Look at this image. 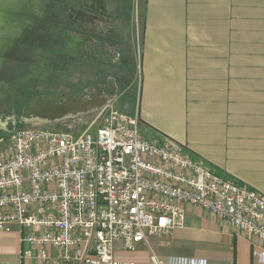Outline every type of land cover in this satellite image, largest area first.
<instances>
[{"label":"crops","instance_id":"obj_1","mask_svg":"<svg viewBox=\"0 0 264 264\" xmlns=\"http://www.w3.org/2000/svg\"><path fill=\"white\" fill-rule=\"evenodd\" d=\"M104 2L105 31L120 45V68L127 59L131 70L126 85L120 79L121 97L136 88L147 138L172 140L221 177L264 197V0H142L135 24L132 0H88ZM84 23L81 71L91 84L90 56L106 59L105 41L100 28ZM116 104L127 109L120 99ZM25 249L18 226L0 231V264H66L53 251L46 263L24 260ZM152 254L162 261L264 264L252 258L245 235L188 205L170 234L149 237L134 251L119 243L114 248L115 261L124 264H151Z\"/></svg>","mask_w":264,"mask_h":264},{"label":"built area","instance_id":"obj_2","mask_svg":"<svg viewBox=\"0 0 264 264\" xmlns=\"http://www.w3.org/2000/svg\"><path fill=\"white\" fill-rule=\"evenodd\" d=\"M115 104L108 101L78 135L31 128L9 136L0 159V231L19 227L22 258L46 263L53 251L66 264H124L114 259L116 243L134 251L170 234L188 205L245 235L252 258L264 263V197L170 139L143 137L138 106L129 115ZM150 263L207 264L154 254Z\"/></svg>","mask_w":264,"mask_h":264},{"label":"flooded vegetation","instance_id":"obj_3","mask_svg":"<svg viewBox=\"0 0 264 264\" xmlns=\"http://www.w3.org/2000/svg\"><path fill=\"white\" fill-rule=\"evenodd\" d=\"M20 1L22 5L18 11L6 12L4 18V25L16 31L14 36L18 41L11 47L5 46V54L0 55L2 65H13L9 72L12 80L0 81V104L5 110L9 108L14 113L17 100L26 99V104L33 97H39V100L51 97L58 101L97 99L102 102L125 99L126 96L121 97L119 81L122 79L126 85L131 70L127 69V59L121 65L124 68H120V45L113 40L112 30L110 33L105 31L110 23L105 2L92 6L88 0ZM34 7L37 9L33 10ZM87 12L94 15V20H101L98 32L105 41L103 52L106 57L99 59L89 55L94 68L91 84L84 80L81 71V40L82 33L85 34ZM35 29L42 37L24 40V34H31ZM45 37H49V40H45ZM25 54H28V58ZM24 66L29 67V71L23 70ZM38 68L40 71H37ZM120 72H124L122 77L119 76Z\"/></svg>","mask_w":264,"mask_h":264},{"label":"water","instance_id":"obj_4","mask_svg":"<svg viewBox=\"0 0 264 264\" xmlns=\"http://www.w3.org/2000/svg\"><path fill=\"white\" fill-rule=\"evenodd\" d=\"M19 1L20 0H0V55L5 54V46L8 48L13 46L14 42L18 43L16 37L14 36L16 34V31L11 27H7L6 25H4V18L6 17V12L10 11L14 13L18 11L20 6L22 5V2ZM36 9L37 8L35 7L33 8V10ZM85 20L86 22L94 23V26L91 24L92 31L96 30L97 27H101V20H94V15L92 13L87 12ZM39 37H42V34L40 35L36 29L33 30L31 34H24V40L30 39L32 41L33 38L38 39ZM48 38L49 37H45V40H49ZM37 51L41 53L40 50ZM25 56L26 58H28V54H25ZM38 59L39 57L37 58V60ZM35 66L38 67L37 64H35ZM11 67H13L12 63H6L2 65V62L0 60V81L5 82L12 80V78H10L11 75L9 74ZM22 69L25 71H29L30 68L24 66L22 67ZM37 71H40V68H38ZM57 100L58 99H56V101ZM107 103L108 102H102L97 99H92L88 101H82V99L77 101L68 99L63 103L57 104L52 102L51 97H43L41 98V100H39V97H33L27 102L26 107L23 109L22 118L25 121H33L38 123L55 122L63 120L66 117H74L86 114L90 109H92L91 111H97Z\"/></svg>","mask_w":264,"mask_h":264},{"label":"rangeland","instance_id":"obj_5","mask_svg":"<svg viewBox=\"0 0 264 264\" xmlns=\"http://www.w3.org/2000/svg\"><path fill=\"white\" fill-rule=\"evenodd\" d=\"M141 6H142V0H132V17L134 15V18H133L134 24L137 21V12L139 13ZM136 94H137V91H136V88L134 87L133 92L130 91L126 95L125 99L121 100V103H123L127 107V109L124 111L126 114H129L130 112L131 113L134 112L136 105H137ZM24 100L22 99V100L16 101L14 109H13L14 113H11L9 111V108L5 110L2 104H0V159L4 158L6 154L5 150H6L7 140L9 139V136L15 131L20 130V129L45 128L48 130L66 131L73 135H78L82 133L85 130V128H87L93 121H95L96 113L102 110L104 106L106 105V104L103 105V107L97 111H91L92 109H90L86 114H83V115L74 116V117H66L63 120H59L55 122L38 123V122H33V121H25L22 118L23 109L26 107V104H27V103L24 104ZM66 100L56 101V99L54 100L52 98V102L57 103V104L63 103ZM77 100H80V99H76L75 101ZM116 105L117 104H115V107L118 109ZM119 111L123 112L121 110ZM97 123H99V120L97 121ZM139 131L143 137L145 138L149 137L146 134V132L141 128V125L139 126Z\"/></svg>","mask_w":264,"mask_h":264}]
</instances>
